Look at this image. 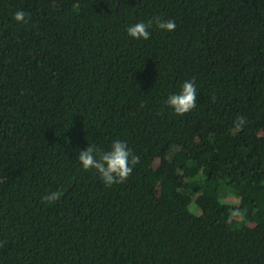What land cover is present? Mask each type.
Returning a JSON list of instances; mask_svg holds the SVG:
<instances>
[{
	"label": "trees",
	"instance_id": "1",
	"mask_svg": "<svg viewBox=\"0 0 264 264\" xmlns=\"http://www.w3.org/2000/svg\"><path fill=\"white\" fill-rule=\"evenodd\" d=\"M0 264H264V0H0Z\"/></svg>",
	"mask_w": 264,
	"mask_h": 264
},
{
	"label": "clouds",
	"instance_id": "2",
	"mask_svg": "<svg viewBox=\"0 0 264 264\" xmlns=\"http://www.w3.org/2000/svg\"><path fill=\"white\" fill-rule=\"evenodd\" d=\"M19 23H26V14L17 11L14 17ZM155 26L162 31L172 32L176 29L173 20H162L154 17L147 23L140 22L131 25L127 29V35L136 40L150 39V29ZM214 99V98H213ZM167 105L176 115L183 116L192 111L197 106V87L195 80L185 81L182 90L178 94L170 95L166 101ZM246 120L242 116L236 118L235 126L242 128ZM79 162L85 171L94 169L108 187L125 182L132 174L139 157L134 155L127 143L115 141L109 151H104L95 145H89L85 150L79 152ZM62 193L53 191L46 194L43 198L45 203L52 204L61 199Z\"/></svg>",
	"mask_w": 264,
	"mask_h": 264
},
{
	"label": "rangeland",
	"instance_id": "3",
	"mask_svg": "<svg viewBox=\"0 0 264 264\" xmlns=\"http://www.w3.org/2000/svg\"><path fill=\"white\" fill-rule=\"evenodd\" d=\"M222 152V151H221ZM158 170H161V167H160V165L158 166Z\"/></svg>",
	"mask_w": 264,
	"mask_h": 264
}]
</instances>
